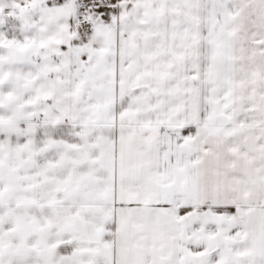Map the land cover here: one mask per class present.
<instances>
[{
	"label": "snow or ice",
	"instance_id": "6c2138e0",
	"mask_svg": "<svg viewBox=\"0 0 264 264\" xmlns=\"http://www.w3.org/2000/svg\"><path fill=\"white\" fill-rule=\"evenodd\" d=\"M0 264H264V0H0Z\"/></svg>",
	"mask_w": 264,
	"mask_h": 264
}]
</instances>
